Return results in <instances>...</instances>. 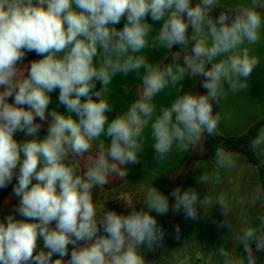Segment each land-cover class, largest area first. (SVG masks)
Wrapping results in <instances>:
<instances>
[{
    "label": "clouds",
    "instance_id": "1",
    "mask_svg": "<svg viewBox=\"0 0 264 264\" xmlns=\"http://www.w3.org/2000/svg\"><path fill=\"white\" fill-rule=\"evenodd\" d=\"M217 7L220 0H0V189L15 181L18 201L0 220V264H147L142 248L155 251L166 235L153 213L166 215L170 207L197 219L201 209L219 206L225 219L217 227L230 228L224 193L213 199L195 188L165 195L150 187L140 201L110 196L126 202V214L107 209L109 197L93 200L95 189L110 177L126 178L127 166L139 162L145 127L163 161L173 148L187 151L216 132L220 116L213 105L226 89L249 87L260 63L251 46L261 40L264 0L214 15ZM150 47L165 49L170 63L149 62L144 52ZM32 52L41 58L25 65ZM133 73L141 80L137 98L109 120L113 78ZM193 78L206 94L184 91L183 82ZM169 88L172 103L157 110L154 98ZM57 89L67 114L47 111ZM18 132L22 141L14 138ZM94 145L80 174V158ZM250 146L264 149V129ZM215 164L232 169L237 161L217 149ZM209 180L208 174L198 177L202 185ZM262 195L264 186H257L252 203ZM174 230L180 241L179 225ZM40 240L47 251H37ZM236 247L216 249L221 264H258L264 218L259 227L240 229Z\"/></svg>",
    "mask_w": 264,
    "mask_h": 264
},
{
    "label": "crops",
    "instance_id": "2",
    "mask_svg": "<svg viewBox=\"0 0 264 264\" xmlns=\"http://www.w3.org/2000/svg\"><path fill=\"white\" fill-rule=\"evenodd\" d=\"M248 3L250 0H220V7L214 9V15H218L222 9L234 8ZM123 23L124 20L122 19L117 27L122 28ZM155 27L158 29L159 25ZM167 54L165 49H153L151 47L144 52L149 62L154 65L162 64ZM251 54L256 56L260 63L248 80L249 87L237 93L226 89V95L221 98L219 104L214 103L213 105L214 114L218 113L220 116L216 132L223 137L241 136L258 121L264 119V28L261 29V40L256 45L251 46ZM40 58L35 52L28 53L24 64L29 65L33 60ZM196 84L197 78L186 79L183 82V89L186 92L195 93ZM140 85V76L134 73L127 77L118 75L113 78L108 95L109 102L113 106V111L108 114L109 120L127 110L128 106L137 98ZM99 87L98 82L97 88ZM58 94V89L50 94L51 103L47 111L51 112L55 109L60 113L67 114L65 107L58 103ZM174 96L175 92L170 88L157 95L153 101L157 110L162 106H169ZM261 129H264V124L261 125L258 132ZM46 131L47 122L44 123L41 130V137L46 135ZM14 138L17 141H22L24 136L18 132ZM101 139H105L107 145V139L104 137ZM189 151L195 155H201L203 153V140L199 144L191 146L187 151L181 152L173 148L172 152L163 161H160L152 148L150 126L145 127L144 151L139 155V162L127 166L129 171L126 178L110 177L108 185L95 189L93 193V200L99 199L101 203L109 197L105 207L116 211L118 214H126V202L110 196H119L128 202L140 201L150 187L157 188L165 195H168L176 187H181L182 191L195 188L201 198L209 195L215 199L220 193L226 195L229 204L226 217L230 225L229 229L217 227V224L225 219L219 206H214L210 210L201 209L197 219L186 218L182 209L179 212L172 210L166 215L153 213L156 215L158 223L165 229L166 235L162 246L157 247L155 251H147L142 248L147 264H221V258L216 249L222 245L236 252V237L239 235L240 229L244 226L259 227L260 218H264V195L256 203H252L251 200L257 186H262L259 168L264 170V149L254 150L257 163L251 162L243 154L228 152L237 161L236 167L232 169H221L216 166V150L209 160H198L193 163L184 176L180 178L181 165ZM95 152L94 145L92 153L80 158V163L77 165L80 174L87 166V156L95 155ZM203 173L210 177L209 182L205 185L198 182V177ZM216 175H219V181L213 178ZM14 184L15 181L8 187L0 189V220H3L12 207L18 203L12 193ZM241 200L244 201L243 204L240 203ZM140 207L141 205L137 203V210ZM19 218L17 216V219ZM176 225H179L181 230L180 241L175 239L174 229ZM41 249L47 251L43 248L42 240L38 241L37 251ZM71 249L72 246L69 245V254ZM240 250H242V246L238 247V251ZM256 255L258 264H264V251ZM57 258L55 254L52 257L53 261ZM64 259L66 261L69 257L66 256Z\"/></svg>",
    "mask_w": 264,
    "mask_h": 264
},
{
    "label": "trees",
    "instance_id": "3",
    "mask_svg": "<svg viewBox=\"0 0 264 264\" xmlns=\"http://www.w3.org/2000/svg\"><path fill=\"white\" fill-rule=\"evenodd\" d=\"M196 0H193L195 3ZM169 54H167L168 56ZM166 56V57H167ZM170 60L166 59L162 64H167ZM197 94H206V89L201 86V81L197 78L196 84ZM214 112V107H213ZM264 124V119L258 121L253 127H251L245 134L238 137H223L215 132L213 135H205L203 140V153L201 155H195L192 151H189L185 157L180 170V178L184 176L190 166L198 160H209L217 149H223L226 152H235L245 155L251 162L257 163L255 151L251 148L250 142L257 135V132L261 125ZM261 183L264 186V170L260 167ZM170 205L174 204L173 197L169 198ZM173 209L170 207L169 212Z\"/></svg>",
    "mask_w": 264,
    "mask_h": 264
}]
</instances>
